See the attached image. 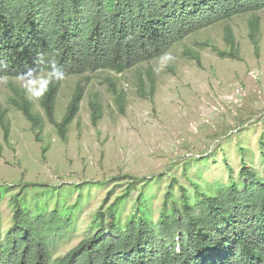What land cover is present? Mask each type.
Listing matches in <instances>:
<instances>
[{"label": "rangeland", "instance_id": "obj_1", "mask_svg": "<svg viewBox=\"0 0 264 264\" xmlns=\"http://www.w3.org/2000/svg\"><path fill=\"white\" fill-rule=\"evenodd\" d=\"M256 15L260 26L253 38L250 22ZM228 27L235 37L233 47L225 39ZM220 52L227 55L221 57ZM167 54L171 60L154 59L124 72L99 70L65 78L57 97L58 122L77 88L84 90L66 140L49 122L42 98L32 101L34 112L43 119V125L35 127L16 106L28 99L22 82L0 80L4 229L12 221L13 201L26 184L39 186L32 188V196L52 193L54 201H63L69 186H92L90 196L84 193L74 239L58 249L57 255H63L95 230L91 221L101 208L122 199L118 204L122 215L133 214L143 189L157 222L171 188L176 197L181 186L194 194L193 182L202 191L217 192L231 178L239 179L243 160L261 169L264 10L196 32ZM94 101L101 105L96 120ZM131 183L134 189L129 191ZM78 196L75 192L74 199Z\"/></svg>", "mask_w": 264, "mask_h": 264}, {"label": "trees", "instance_id": "obj_2", "mask_svg": "<svg viewBox=\"0 0 264 264\" xmlns=\"http://www.w3.org/2000/svg\"><path fill=\"white\" fill-rule=\"evenodd\" d=\"M262 10L264 0H0V78H18L38 57L55 58L65 78L124 72L161 58L196 32ZM259 26L256 15L250 22L253 38ZM225 39L235 45L229 27ZM62 82L50 85L41 104L66 140L84 90L77 88L58 122ZM16 106L33 126L43 125L32 101ZM91 108L96 120L101 105L94 101ZM5 130L8 136V126ZM260 158L261 169L243 160L239 179L231 178L217 192L202 191L193 182L194 194L181 186L176 197L171 188L157 222L145 189L131 215L120 212L122 199L101 208L91 221L95 230L63 255L58 249L74 239L84 193L90 196L92 186H69L64 200L54 201L52 193L32 196L39 186L26 184L13 201L8 229L0 223V264H264V152Z\"/></svg>", "mask_w": 264, "mask_h": 264}, {"label": "clouds", "instance_id": "obj_3", "mask_svg": "<svg viewBox=\"0 0 264 264\" xmlns=\"http://www.w3.org/2000/svg\"><path fill=\"white\" fill-rule=\"evenodd\" d=\"M161 59L171 60L172 57L163 53ZM4 67L0 62V69ZM66 73L63 67L55 58H49L45 61L42 57H38L34 61V66L26 68V70L19 74L18 79L22 82L26 97L30 101L39 100L43 98L51 84L60 83L65 79ZM5 78H0L3 80Z\"/></svg>", "mask_w": 264, "mask_h": 264}]
</instances>
